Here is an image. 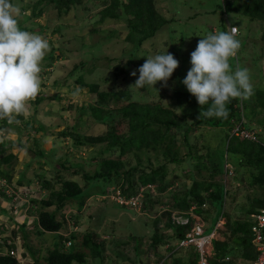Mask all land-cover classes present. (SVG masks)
<instances>
[{"label":"trees","instance_id":"obj_1","mask_svg":"<svg viewBox=\"0 0 264 264\" xmlns=\"http://www.w3.org/2000/svg\"><path fill=\"white\" fill-rule=\"evenodd\" d=\"M17 1L10 0L13 5ZM83 1L38 0L33 4L32 15L34 18H40L47 7L53 6L58 20H63L71 12H75L77 17L78 12L84 8ZM28 6L29 1L23 10L25 11ZM220 9L224 15L237 14L250 21L264 22V0H226ZM100 15L101 22L122 21L124 29L128 31L126 42H131L137 49L155 38L167 24L171 23V20L160 14L155 6V0H104ZM19 26L22 30L33 33L36 31L22 24ZM222 30L227 32L224 20ZM41 69L40 77L46 73L44 68ZM120 72L124 73V70ZM76 84L88 88L97 101L96 105H88L80 110L82 113H90L99 124L106 126V130L100 135L86 134L81 132L76 124L57 133L56 137L70 140L71 145L79 151L90 147L100 148L99 153L92 158V162L97 165L93 174L87 172L81 165L71 164L70 160L56 157L57 149L46 152L39 145L37 150L28 149L21 141V134L23 131L36 134L47 131V126L41 122L35 120L37 126H34L20 116L17 119L24 121L21 124L15 122L9 124L7 120H2L0 125V128L15 127L20 135L16 141L10 140L5 143L0 140L2 155L0 180H5L7 186L13 184V176L1 167H10L13 162L18 161L19 156L16 153L4 155L15 147L35 152L36 156L44 158L49 165L58 169V174L52 179L46 178L43 174H36L38 185L47 191L48 196L31 197L22 206L28 207V214L36 216L34 223L38 235L46 233L54 235L53 248H48L43 255L42 250L36 254L32 247L27 246L28 251L23 253V258L30 255L32 264H90L91 260L104 263L107 259V250L113 246L115 255L113 264H198L199 254L193 247L189 250L179 247V243L195 223L192 213L202 219L211 220L212 226L207 229V233H211L221 214L225 218V229L220 230L224 240L214 241V251L209 258V264H248L257 258L258 254L252 243L254 222L247 217L256 215L258 209L264 207V197L251 199L253 188L264 192L263 90L253 91L254 95L249 98V103H252L251 114L254 113L255 118L244 123L248 129H251L248 124L262 129V132H258L259 141L255 142L231 134L233 128L242 121L244 102L240 99H232L227 104L229 111L227 119L216 117L198 119L201 106L196 97L189 92L175 93L174 108L160 101L147 103L134 101L129 90L101 91L97 83H85L82 78L78 79ZM47 99L60 100L59 97L41 90L31 103L38 107ZM207 107L205 105V108ZM219 128L226 130L225 155L213 150L210 141L199 135L202 130L207 129L214 133L213 130ZM210 132L209 136L212 135ZM35 142L37 143V140ZM68 149L70 150V146ZM45 153H48V156ZM52 158H55V162ZM132 160H135V165L132 164ZM171 164L176 167L185 165L183 169L187 165L189 169L184 175L185 183L174 191L172 188L176 185L177 177L173 173L171 175L169 170ZM227 164L233 166L234 175L226 172ZM62 171H67L73 176H82L85 186L76 180L65 178ZM17 184L16 186L21 188L23 181L19 179ZM110 186H114L113 193L119 190L120 196L125 199L137 196L143 187L150 186L155 190V193L148 190L142 198V211L151 221L144 222V228L149 233L140 237L131 223L128 227L130 232L128 237L134 242L131 248L134 254L133 261L123 251L130 247L129 244L118 242L116 240L118 234H110L113 237L110 241L104 238V232L100 233L94 227L88 228L82 235L70 224L72 220H76L75 225L79 224L81 211L87 199L93 194L92 191L89 193L90 189L100 187L101 193L107 195L106 189ZM12 193L6 194V199L12 202L14 209V204L19 202L16 203L14 200L16 194ZM243 193L249 200L248 205L239 204ZM163 195L169 196L165 197L163 200L165 202L160 200L163 199L161 197ZM227 198L230 200L229 208L223 212ZM73 203L78 205V213L67 214V207ZM158 205H161L162 209L157 212ZM117 206L125 211H135L127 205ZM13 211L16 212L15 209ZM21 212L23 213L22 210L19 211ZM27 213L21 214L20 220L18 212L16 213L18 215L13 217L17 219L14 234L16 237L21 232L25 239L28 238L25 223ZM175 213L188 218L189 222L182 224L174 221ZM241 215L245 217H240ZM8 233L5 228H0V264H23L22 258L10 254V251H17L18 248L14 242L15 238ZM122 236L125 237L119 235L120 238ZM145 238L147 241L144 242Z\"/></svg>","mask_w":264,"mask_h":264},{"label":"rangeland","instance_id":"obj_2","mask_svg":"<svg viewBox=\"0 0 264 264\" xmlns=\"http://www.w3.org/2000/svg\"><path fill=\"white\" fill-rule=\"evenodd\" d=\"M28 1L29 6L24 11L23 8H26ZM36 1L38 0L17 1L15 6H18L22 11L18 23L30 29L33 28L36 30L34 33L40 34L48 40L49 50L41 63V68H44L46 72L40 77L41 90L59 97L60 100L47 99L38 107L31 102L29 103L30 114L24 118V121H30L34 126H37L35 120L39 121L47 126V131H40L37 134L31 131V133L23 131L21 141L28 149L37 150L40 147L46 152L57 149L56 157L70 160L71 164L81 165L90 174H93L97 169L92 158L99 153L100 148L90 147L79 151L71 145L70 140L56 137L57 133L76 124L79 130L86 134L100 135L106 130V126L99 124L90 113H82L80 110L88 105H96L97 102L95 95L91 94L88 88L76 84L80 78L85 83H97L101 91L129 90L134 101L140 103L160 101L164 105L175 108V93L179 91L189 92L182 81L192 66L190 63L191 53L196 49L198 41L204 36L223 31L222 21L224 20L227 32L233 26H237L240 30L239 35L235 37L240 42V48L236 56L229 61L232 71L234 72L237 68H246L249 72L253 91L256 89L264 91V22L250 21L237 14L224 15L220 6L226 0H155V6L160 14L171 20V23L167 24L155 38L146 42L139 49L135 48L131 42H126L128 31L124 29L122 21L105 20L101 22L100 11L103 9L104 0H84V8L78 12L77 17L75 12H71L63 20H58L53 6L47 7L42 17L34 18L32 15L33 4ZM29 32L33 33V31ZM167 51L179 61V67L169 79L168 86L165 87L161 81L157 82L155 87L145 86L143 89H129L130 85L134 84L139 77L138 71L135 77L131 75V72L143 65L147 56L157 53L164 54ZM50 63L52 65H49ZM120 70H124V73ZM77 88H79V92L73 95ZM243 102H245L243 104V116L248 120L252 116V103H249V99L243 100ZM24 121H20L19 124ZM0 125H2V120H0ZM248 126L255 129L251 124ZM213 131L214 133L207 129L202 130L199 135L210 141L213 150L220 152V155H225L226 130L219 128ZM209 132L212 134L211 136L208 135ZM19 137L15 127L0 128V140L5 141V143L10 140L16 141ZM68 146H70V150ZM28 149L15 147L4 153L5 155L13 152L19 156L18 161L13 162L12 166H2L1 168L12 174L13 182L17 181L19 177L23 181V185L18 188L16 196L19 199L20 208L14 204V208L16 207L18 210L13 214L8 210L12 206V202L6 199V194L11 195L9 187L15 185L0 184V228H6V225L9 224L8 221H3L6 220L3 218V214L8 217L12 216L10 224L15 225L17 219L13 217L19 214L20 220L21 214L29 211L28 207H22L24 205L22 203L28 202L31 197L46 198L48 196L47 191L38 185L36 174H43L48 179L55 178L58 174V169L55 166L49 165L44 158H39L35 152H30ZM45 154L48 156V153ZM219 159L221 158L219 157ZM52 160L55 162V158ZM132 164L135 165V160H132ZM184 166L169 165L171 175L173 173L177 177L176 185L172 188L173 191L185 183L184 175L188 173L189 169L187 165L183 169ZM61 173L65 178L76 180L85 186L82 176H73L67 171ZM142 189L144 193L148 190L150 193H155L154 188L150 186L141 188L140 193ZM113 190L114 186L108 187L106 189L107 195H104L101 193L100 187L90 189L89 193L92 191L93 194L87 199L86 205L81 211L82 214L78 218L79 224H74L76 220H72L70 224L75 231L82 235L88 228L94 227L98 232H104V238L110 241L113 240L110 234H118L116 240L130 246L126 250L122 248L121 250L133 261L134 254L131 248L134 242L132 238L128 237L130 236L129 224L131 223V226L138 231V235L141 237L149 233L144 228V222L151 221L142 211V207L135 211H125L119 208L117 204L121 205L119 203L121 199L118 198V195L121 192L118 190L113 193ZM244 196L243 193L240 199L242 200L241 203L243 200L245 201ZM161 197L163 199L160 200L163 201L169 196L163 195ZM161 209V205L156 208L157 212ZM21 210L23 213H19ZM222 211L220 210L219 213L221 214ZM17 212L18 214H16ZM66 212L67 214H71V212L77 214L78 205L76 203L70 204ZM203 220L206 223V229L210 228L211 220L204 218ZM31 222L28 221L30 226L26 230L28 238L25 239L23 234L19 232L14 239L18 248L17 256L22 258L23 264L33 263L30 255L22 257L23 253L28 251L27 246L32 247L36 254L42 250L44 255L48 248H53L52 244L55 238L53 234L49 233L38 235ZM119 235L125 237L120 238ZM143 241H147V238ZM166 248L167 246L164 247V249ZM106 256L107 259L104 263L99 260H91L90 264H113V257H115L113 246L109 247ZM119 261L121 260L119 259Z\"/></svg>","mask_w":264,"mask_h":264},{"label":"clouds","instance_id":"obj_3","mask_svg":"<svg viewBox=\"0 0 264 264\" xmlns=\"http://www.w3.org/2000/svg\"><path fill=\"white\" fill-rule=\"evenodd\" d=\"M20 16L18 6L0 0V120L9 124H19L18 117L29 116L28 105L41 91V63L49 50L47 39L20 28ZM235 31L233 27L228 32L209 33L191 53L192 66L182 83L201 106L198 119H227V104L232 99L247 100L254 95L248 70L233 72L230 67V59L240 48ZM178 67L179 61L169 51L147 56L145 63L131 72L135 77L138 71L139 77L129 89L155 87L161 81L167 87ZM78 92L79 88L73 95Z\"/></svg>","mask_w":264,"mask_h":264},{"label":"built area","instance_id":"obj_4","mask_svg":"<svg viewBox=\"0 0 264 264\" xmlns=\"http://www.w3.org/2000/svg\"><path fill=\"white\" fill-rule=\"evenodd\" d=\"M235 28V37L239 35L240 30L237 26H233ZM231 27L229 31L233 28ZM242 104V102H241ZM246 122L245 117L242 115V121L237 124L231 134L234 136H239L244 139H248L251 141L258 142L259 141V135L258 132L255 129H248L246 126H244V123ZM226 172L229 175H234V169L231 164L226 165ZM0 183L3 185H6L5 180H0ZM18 187L11 186L9 187L11 193L14 192L17 196L18 192L15 189ZM152 188V187H151ZM119 203L121 205H127L131 208H134L135 210L141 209L142 207V198H144V192L143 189L140 194H138L136 197H132L130 199L122 198L120 195H118ZM16 203L19 202V199L15 197L14 199ZM128 202V203H125ZM193 219L195 220V223L193 227L190 229V231L187 233L186 237L181 240L179 243L180 248H186V250L193 247L195 251L199 254V261L198 264H209V258L212 256L214 251V241L219 239L220 230L223 229V218L219 220V222L215 225L211 233H207L206 229V223L205 221L193 213L191 214ZM173 220L176 222H180L182 224H187L189 222V219L186 217H183L182 215L175 213L173 216ZM253 232V245L257 251V258L250 262L249 264H264V209L260 210L258 214L254 216V225L252 227ZM11 255L16 256L17 251L12 250L10 251Z\"/></svg>","mask_w":264,"mask_h":264},{"label":"crops","instance_id":"obj_5","mask_svg":"<svg viewBox=\"0 0 264 264\" xmlns=\"http://www.w3.org/2000/svg\"><path fill=\"white\" fill-rule=\"evenodd\" d=\"M244 103H245V102H244ZM254 118H255L254 113H252V116L249 117L248 121H249V120H253ZM246 120H247V119H246ZM253 127L255 128V130H257V131H261V132H262V129H261V128L256 127V126H253ZM251 129H252V128H251ZM2 136H3V135H2ZM1 139H2V138H1ZM1 141H2V140H1ZM245 172H247L246 169H245ZM13 179H14V178H13ZM19 179H20V178L18 177V180L13 182V184H14L15 186H16V185L18 186L17 183H18ZM237 185L240 186L239 183H238ZM17 186H16V187H17ZM19 187H20V186H19ZM252 191H253V192H252L251 199H255V200H256V199H262V197H264V192H263V191H261V190H259V189H256V190H255L254 188L252 189ZM225 192H226V191H225ZM244 197H245V196H244ZM241 201H242V200L239 201V204H246V205H248V202H249L248 199L245 198V201H246V202L243 200V203H241ZM22 204H24V203H22ZM229 204H230V200L227 198L226 201H225V203H224L225 207H224L223 212H225L226 209L228 210V208H229ZM17 205H18V208H20V207H19L20 203H18ZM12 206H13V204H12ZM12 206L9 208V212H11V213L14 214L15 212H14L13 210H14V209H15V210H18V208H17V209H16V208L13 209ZM7 209H8V208H7ZM262 209H264V207H263V208H259L257 214H258V213L260 212V210H262ZM25 213H27V212H25ZM31 215H32V214H28V213H27V215H26V218H25V219H26V222H25V223L27 224V228H26V230H28V229H29V226H30V225L28 224V221H30V222L32 221V222H31V225H32V226L34 227V229L36 230V227H35L36 225H35V223H34V220H35L36 216H31ZM254 216H255V215H253V216H249V217H247V218L250 219V220H252V221L254 222ZM11 217H12V216L8 217L6 214H3V218L6 219V220H3V221H4V222L8 221V223H9V224H8L9 226L6 225V228H5L6 230L9 231L8 235L11 236V237L13 236V237L16 239V235H14V234H15V231H16L17 226H16V224H15V225H11V224H10V222H11V220H12ZM240 217H245V215H241ZM221 218H223V221H224V223H225V218H224L223 215L219 218V220H220ZM219 220H218V221H219ZM224 225H225V224H223V229H221V230H224V229H225ZM211 226H212V225H211ZM33 227H32V228H33ZM252 227H253V226H252ZM36 231H37V230H36ZM219 233H220V232H219ZM0 238H1V237H0ZM218 240H224V238L222 237L221 234L219 235V239H218ZM17 245H18V244H17ZM255 250H256V249H255ZM4 252H6V250H4ZM256 252H257V251H256ZM249 263H250V262H249ZM249 263H248V264H249Z\"/></svg>","mask_w":264,"mask_h":264}]
</instances>
